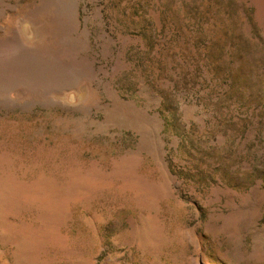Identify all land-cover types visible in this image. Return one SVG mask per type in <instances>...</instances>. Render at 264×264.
<instances>
[{"label": "rangeland", "instance_id": "obj_1", "mask_svg": "<svg viewBox=\"0 0 264 264\" xmlns=\"http://www.w3.org/2000/svg\"><path fill=\"white\" fill-rule=\"evenodd\" d=\"M0 264H264V0H0Z\"/></svg>", "mask_w": 264, "mask_h": 264}, {"label": "bare ground", "instance_id": "obj_2", "mask_svg": "<svg viewBox=\"0 0 264 264\" xmlns=\"http://www.w3.org/2000/svg\"><path fill=\"white\" fill-rule=\"evenodd\" d=\"M0 187H2V185L0 184Z\"/></svg>", "mask_w": 264, "mask_h": 264}]
</instances>
